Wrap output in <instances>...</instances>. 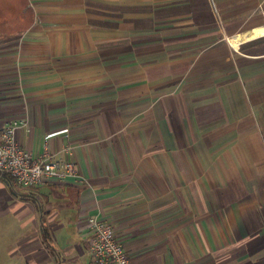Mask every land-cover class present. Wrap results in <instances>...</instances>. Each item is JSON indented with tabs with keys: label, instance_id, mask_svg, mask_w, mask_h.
Segmentation results:
<instances>
[{
	"label": "crops",
	"instance_id": "1",
	"mask_svg": "<svg viewBox=\"0 0 264 264\" xmlns=\"http://www.w3.org/2000/svg\"><path fill=\"white\" fill-rule=\"evenodd\" d=\"M85 183L0 175V264H264V0H0V129ZM51 137H48L49 135Z\"/></svg>",
	"mask_w": 264,
	"mask_h": 264
},
{
	"label": "built area",
	"instance_id": "2",
	"mask_svg": "<svg viewBox=\"0 0 264 264\" xmlns=\"http://www.w3.org/2000/svg\"><path fill=\"white\" fill-rule=\"evenodd\" d=\"M20 128H28L27 119L11 120L0 129V175L9 176L17 187L23 189L35 187L46 180L86 182L77 173L72 161L58 158L48 151L35 157L23 149L16 136ZM87 224L90 232L88 264H130V257L117 241L112 224L98 216L89 217Z\"/></svg>",
	"mask_w": 264,
	"mask_h": 264
},
{
	"label": "trees",
	"instance_id": "3",
	"mask_svg": "<svg viewBox=\"0 0 264 264\" xmlns=\"http://www.w3.org/2000/svg\"><path fill=\"white\" fill-rule=\"evenodd\" d=\"M6 178H8V179H9L10 177H9V176H6Z\"/></svg>",
	"mask_w": 264,
	"mask_h": 264
}]
</instances>
